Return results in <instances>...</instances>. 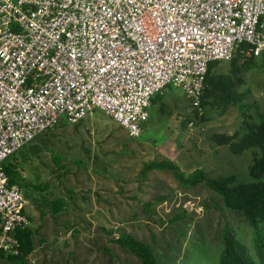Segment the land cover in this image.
Masks as SVG:
<instances>
[{"label": "rangeland", "instance_id": "374dc122", "mask_svg": "<svg viewBox=\"0 0 264 264\" xmlns=\"http://www.w3.org/2000/svg\"><path fill=\"white\" fill-rule=\"evenodd\" d=\"M211 73L228 79L230 97L242 100L250 123L259 125L264 65L239 55L217 62ZM243 122L239 107L220 94L206 96L199 109L183 90L169 87L152 102L139 138L128 137L100 111L39 135L10 161L21 174L33 249L22 261L0 257V264H142L110 242L122 234L152 247L160 264H216L226 224L251 248L248 220L227 209L217 193L203 185L184 188L171 172L144 175L146 163L167 161L186 175L202 170L213 179L236 176L238 185L254 182L251 171L264 152L238 145ZM218 135L235 138L234 148L213 142ZM162 196L167 200L157 203ZM58 199L67 208L55 213L48 203ZM179 214L187 218L175 222Z\"/></svg>", "mask_w": 264, "mask_h": 264}, {"label": "built area", "instance_id": "2783aa9c", "mask_svg": "<svg viewBox=\"0 0 264 264\" xmlns=\"http://www.w3.org/2000/svg\"><path fill=\"white\" fill-rule=\"evenodd\" d=\"M239 52L264 65V0H0V254L31 225L5 171L19 151L94 111L139 138L153 99L200 109L210 65Z\"/></svg>", "mask_w": 264, "mask_h": 264}, {"label": "trees", "instance_id": "16d2710c", "mask_svg": "<svg viewBox=\"0 0 264 264\" xmlns=\"http://www.w3.org/2000/svg\"><path fill=\"white\" fill-rule=\"evenodd\" d=\"M242 48L244 49L245 46H242ZM239 55H241L240 52L236 57ZM214 64L216 63L211 64L209 67V72L205 81V91L201 100V107L204 105L205 97L213 93L222 95L227 102H231L238 106L241 116L244 119L242 125L244 136L241 141H239L238 145L245 150L252 147L261 148L264 152V116L260 115L261 123L259 125L250 123L246 107L242 100L230 97L232 94L225 89L228 79L221 76H212L211 71ZM233 72H237L236 66ZM162 96L163 95H158L155 99H162ZM155 99H153L152 102H154ZM234 141L235 138L226 137L224 135H218L213 139V142L218 144V146L233 147L235 144ZM238 152H241V150ZM54 157L55 156H53V160L59 165L60 160ZM10 161L5 166V171L9 178V186L18 185L22 188L20 171H18L17 167H14ZM154 171L171 172L176 181L184 188H194L203 185L209 191H213L221 196L227 209L241 213L246 217L253 231L252 247L249 248L239 240L231 227L226 224L223 229L224 250L220 261L216 264H264V159L256 162L251 171L254 182L246 185H238L236 176L213 179L202 170H196L192 174L186 175L176 163L167 161H153L144 165L145 176H148L150 172ZM166 200L167 197L162 196L159 197L156 202L162 203ZM48 206L52 208L55 213H60L66 210L67 203L63 199H58L48 203ZM146 208L149 212L151 204ZM216 208L217 210H222L219 206H216ZM185 218H187L186 214H179L174 220L175 222H180L185 220ZM106 233L108 236H111L110 233ZM31 236V229L19 233L18 238L22 246L20 257H6L2 254H0V257L7 258L12 263L22 261L32 252ZM110 242L134 254L142 264H160L152 247L129 234H122L117 239H110Z\"/></svg>", "mask_w": 264, "mask_h": 264}]
</instances>
